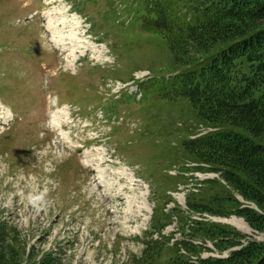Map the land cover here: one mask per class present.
<instances>
[{"label": "rangeland", "instance_id": "1", "mask_svg": "<svg viewBox=\"0 0 264 264\" xmlns=\"http://www.w3.org/2000/svg\"><path fill=\"white\" fill-rule=\"evenodd\" d=\"M124 1L0 0V222L36 259L54 251L67 264H137L159 203L175 215L156 264L177 254L227 256L191 236L204 215L187 204L219 174L197 170L182 140L215 128L189 100L168 101L148 88L176 65L165 40L142 31V0ZM140 69L155 76L141 85L144 98L121 91L119 99L120 85ZM209 220L264 240L243 217ZM183 241L204 249L187 251ZM29 262L26 253L21 264Z\"/></svg>", "mask_w": 264, "mask_h": 264}, {"label": "trees", "instance_id": "2", "mask_svg": "<svg viewBox=\"0 0 264 264\" xmlns=\"http://www.w3.org/2000/svg\"><path fill=\"white\" fill-rule=\"evenodd\" d=\"M137 15L142 31L165 40L176 65L174 75L148 88L168 101L189 100L201 122L216 128L182 140L185 153L201 164L197 169L220 174L207 181L201 196L187 198L190 210L240 216L264 233V0H142ZM173 215L156 205L153 230L143 240V262L137 264H156L162 258L160 237ZM194 223L191 236L201 234L220 252L237 248L225 258L194 261L177 254L165 264H264V241L229 224ZM10 239L6 224L0 222V264H21L26 248L20 250ZM183 244L197 254L204 249ZM27 257L29 264H67L54 251L36 259L32 248Z\"/></svg>", "mask_w": 264, "mask_h": 264}, {"label": "bare ground", "instance_id": "3", "mask_svg": "<svg viewBox=\"0 0 264 264\" xmlns=\"http://www.w3.org/2000/svg\"><path fill=\"white\" fill-rule=\"evenodd\" d=\"M68 9L67 8H63V10H62V13L64 14V17H63V21H62V23H64L65 24V22H66V16L68 15ZM77 15V14H76ZM78 16V15H77ZM78 19H79V17H78ZM77 19V17H75V16H73V18H72V20H74V24H76V25H79L80 24V20H78ZM81 19V18H80ZM81 23H82V19H81ZM50 26H52V24L50 25ZM66 136V135H65ZM69 137V138H68ZM70 138H71V136H70V134L69 135H67V140L69 139L70 140ZM108 186V185H107ZM110 188V187H109ZM233 223V222H232Z\"/></svg>", "mask_w": 264, "mask_h": 264}]
</instances>
